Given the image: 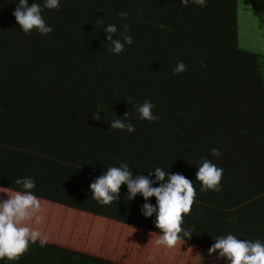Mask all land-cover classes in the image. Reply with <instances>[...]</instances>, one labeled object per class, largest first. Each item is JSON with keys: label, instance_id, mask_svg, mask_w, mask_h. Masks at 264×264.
Returning a JSON list of instances; mask_svg holds the SVG:
<instances>
[{"label": "trees", "instance_id": "obj_1", "mask_svg": "<svg viewBox=\"0 0 264 264\" xmlns=\"http://www.w3.org/2000/svg\"><path fill=\"white\" fill-rule=\"evenodd\" d=\"M240 3L0 0V264H264Z\"/></svg>", "mask_w": 264, "mask_h": 264}, {"label": "rangeland", "instance_id": "obj_2", "mask_svg": "<svg viewBox=\"0 0 264 264\" xmlns=\"http://www.w3.org/2000/svg\"><path fill=\"white\" fill-rule=\"evenodd\" d=\"M240 2V43L247 49L264 53V0Z\"/></svg>", "mask_w": 264, "mask_h": 264}]
</instances>
